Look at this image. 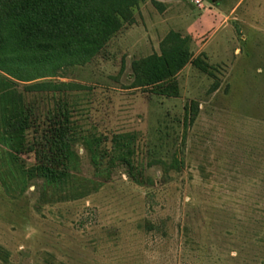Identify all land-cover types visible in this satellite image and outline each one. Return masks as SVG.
I'll list each match as a JSON object with an SVG mask.
<instances>
[{"label":"rangeland","instance_id":"374dc122","mask_svg":"<svg viewBox=\"0 0 264 264\" xmlns=\"http://www.w3.org/2000/svg\"><path fill=\"white\" fill-rule=\"evenodd\" d=\"M212 1L108 0L121 28L45 79L63 92L27 93L0 71V95L42 119L66 102L82 131L67 183L51 185L1 143L0 98V264H264V0ZM175 48L188 63L139 86L136 66ZM117 135L134 137L146 185L110 155Z\"/></svg>","mask_w":264,"mask_h":264},{"label":"trees","instance_id":"16d2710c","mask_svg":"<svg viewBox=\"0 0 264 264\" xmlns=\"http://www.w3.org/2000/svg\"><path fill=\"white\" fill-rule=\"evenodd\" d=\"M107 1L0 0V71L8 76L4 77L7 85L24 84L22 89L27 93L63 92L67 84L45 79L89 62L121 28L118 14ZM188 61L182 49H172L138 64L135 80L139 86L160 85ZM14 95L10 89L0 95L7 106L1 143L15 154L33 155L36 163L31 173L51 185L66 184L72 145L82 135L72 122L68 104L61 102L48 109L43 119L34 118V109L21 95ZM132 140L133 136H115L110 155H116L127 168L133 183L143 186V173L130 158ZM88 144L101 161L108 157L100 148V138L91 136Z\"/></svg>","mask_w":264,"mask_h":264},{"label":"crops","instance_id":"0c3cea01","mask_svg":"<svg viewBox=\"0 0 264 264\" xmlns=\"http://www.w3.org/2000/svg\"><path fill=\"white\" fill-rule=\"evenodd\" d=\"M213 3L215 2V0L212 1Z\"/></svg>","mask_w":264,"mask_h":264}]
</instances>
